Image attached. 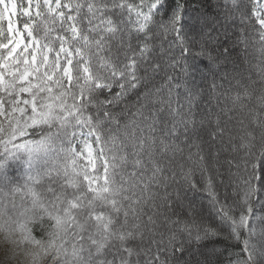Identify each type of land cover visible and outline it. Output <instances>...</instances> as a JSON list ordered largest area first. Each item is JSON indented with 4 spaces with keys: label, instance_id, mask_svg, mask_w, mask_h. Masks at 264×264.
I'll return each instance as SVG.
<instances>
[{
    "label": "snow or ice",
    "instance_id": "obj_1",
    "mask_svg": "<svg viewBox=\"0 0 264 264\" xmlns=\"http://www.w3.org/2000/svg\"><path fill=\"white\" fill-rule=\"evenodd\" d=\"M217 7L264 74V0ZM218 36L184 0H0V264H264V88L220 106L232 127L216 115L226 182L199 142L194 73L214 74ZM184 186L215 226L172 212Z\"/></svg>",
    "mask_w": 264,
    "mask_h": 264
},
{
    "label": "trees",
    "instance_id": "obj_2",
    "mask_svg": "<svg viewBox=\"0 0 264 264\" xmlns=\"http://www.w3.org/2000/svg\"><path fill=\"white\" fill-rule=\"evenodd\" d=\"M175 0H168L169 7L174 6ZM186 4V10L188 13L195 16H208L210 19L216 21V28L219 33L218 39L212 41L210 48L215 49L213 56L218 57V61L213 69V73L208 72L203 68V64L207 61L201 62V70L204 75L201 76L199 72L194 73V84L199 88L200 95L194 101V109L196 119L199 120L206 112L212 115L206 117L204 129L201 132L200 143L202 144L205 155L206 163L209 170L218 168L220 173L223 174L222 178L227 176V162L226 159L230 156V153L225 150H221L219 156H216V150L220 147L219 138H213L210 133L215 127L216 115L220 117L222 123H227L228 127H232L234 121H229L228 117L224 113L220 112V106L225 107V111L231 107V103L228 100L229 96H234L237 91H243L247 88L254 94H259L260 90L264 88V74H262V59L261 54L258 51V44H254L251 39L247 40V45L241 42L237 38V33L241 30L237 27L238 21L228 20L225 21L223 12L217 7L219 0H184ZM223 25V27H221ZM226 33V34H225ZM254 49L253 52H249L248 49ZM227 49V51H225ZM250 53V54H248ZM163 56V53H160ZM163 62V61H162ZM171 71V70H169ZM178 78L183 79L180 73H176ZM215 81L217 87L211 88L212 82ZM162 83V80H158ZM183 92V89H180ZM134 100H129V107L133 108ZM122 118H128V113H125ZM212 123H208V120ZM227 137H225V141ZM187 151V150H186ZM194 151V149H193ZM183 162V161H181ZM188 165L186 164V167ZM193 180L197 182V187L203 183L201 179V172L193 166ZM178 187L172 185L170 182L169 192L172 188ZM180 190V199L173 204L172 212L179 213L181 217H184L186 213L191 212L192 215H202L205 220L212 226H215V222L212 219L210 212V205L205 198V194L196 189H190L184 186ZM217 190L223 193L225 188L223 185H217ZM230 191V189H228ZM256 211H260L258 205L254 202ZM171 214V213H170ZM228 241L223 238L208 239L201 242L199 245L200 251L205 253H211L215 249L218 253L221 252ZM207 245V247H204ZM197 245H193L192 260L200 257L196 251ZM188 257H186L187 259Z\"/></svg>",
    "mask_w": 264,
    "mask_h": 264
},
{
    "label": "rangeland",
    "instance_id": "obj_3",
    "mask_svg": "<svg viewBox=\"0 0 264 264\" xmlns=\"http://www.w3.org/2000/svg\"><path fill=\"white\" fill-rule=\"evenodd\" d=\"M219 33L222 34L221 32H219ZM253 50L254 49H251V48L248 49V51L251 52V53L253 52ZM248 54H250V53H248Z\"/></svg>",
    "mask_w": 264,
    "mask_h": 264
}]
</instances>
